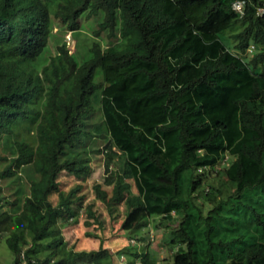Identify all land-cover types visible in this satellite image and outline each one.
<instances>
[{
    "label": "trees",
    "instance_id": "16d2710c",
    "mask_svg": "<svg viewBox=\"0 0 264 264\" xmlns=\"http://www.w3.org/2000/svg\"><path fill=\"white\" fill-rule=\"evenodd\" d=\"M232 1L0 0V145L7 135L15 147L0 153V264H117L128 251L158 264L135 246L157 218L168 222L163 264H264V0H244L242 16ZM55 30L71 31L73 51L50 48ZM105 30L118 39L103 46ZM95 134L105 177L92 188L124 206L134 245L123 252L74 249L62 233L79 220L91 169L80 146ZM65 172L79 181L61 187ZM20 175L28 193L12 211L18 197L3 186Z\"/></svg>",
    "mask_w": 264,
    "mask_h": 264
},
{
    "label": "rangeland",
    "instance_id": "374dc122",
    "mask_svg": "<svg viewBox=\"0 0 264 264\" xmlns=\"http://www.w3.org/2000/svg\"><path fill=\"white\" fill-rule=\"evenodd\" d=\"M238 25H234L226 29L225 31L220 33L222 40L228 44L231 40L228 38V34L232 29H235ZM90 31V26L88 22H83L80 30L75 31L74 34L78 41L81 43V52L79 57L81 58V54L86 45L85 39H88ZM103 46L109 45L115 42L118 39V33L113 36L108 35V31H102L98 36ZM64 41V34L59 30L54 31V35L52 36L49 44L52 49L56 43ZM102 119L100 118V113L94 112L91 117V130L95 133L96 125L102 124ZM105 140L99 137L98 135L92 136L89 140L86 141L84 146H80V149L84 151L85 155L90 156V171L86 174H83L82 177L75 178L74 175L69 173H63L59 179L61 182V187L67 188L68 186L79 181L82 183V188L79 193H83L85 195V199L76 206L78 211H80V216L78 222H70L62 228V233L64 237L68 241V246L74 249H95L100 244L106 247H110L112 250L118 252H123L124 247L128 250L132 248L133 245L129 244L133 239L129 237L131 231L123 230L120 227V221L122 216L124 215L125 209L121 204H113L109 208H107L102 202L94 196V191L92 185L96 182H102L105 177V171L103 167V145ZM0 153L5 154L8 157L15 154V147L12 143V140L9 136L5 135L2 138V142L0 145ZM7 162V159H0V169ZM116 163L113 165V169H116ZM79 179V180H77ZM7 178L1 179V183L4 184ZM131 181V179H128ZM131 191H134V187L131 186ZM3 192L9 199H14L18 197V203L15 206H12V211H16L20 208V201L22 200V196L25 193H28V182L26 179L20 175L18 182L13 184H4ZM52 199L55 198V194H52ZM88 204L92 205V211L94 213V217H89L85 206ZM84 220L89 221V224L85 223ZM157 224L154 225V224ZM164 224H168L167 221H162L159 218L155 219L148 224L147 228L143 229L139 227L136 229V239L143 237L141 240L139 239L138 243L135 246L146 245L154 258H156L158 264H163L162 257L165 255L168 256L166 248L164 245H161L164 239L167 236L166 228ZM135 239V238H134ZM139 244V245H138ZM162 246V247H161ZM7 252V247L5 244L0 243V262L3 263L5 260L3 259V255ZM117 252V253H118ZM130 251L123 252L117 260V264H133V257L131 258ZM73 264H94L89 260H78ZM101 264H114L111 260L102 261Z\"/></svg>",
    "mask_w": 264,
    "mask_h": 264
},
{
    "label": "built area",
    "instance_id": "2783aa9c",
    "mask_svg": "<svg viewBox=\"0 0 264 264\" xmlns=\"http://www.w3.org/2000/svg\"><path fill=\"white\" fill-rule=\"evenodd\" d=\"M231 8L237 12L239 14V16H242L243 12H244V0H233L231 2ZM264 11V3L262 5H258L256 12L258 14H261ZM67 38V43H69L72 46V40L69 36V34L66 35ZM251 47H253L251 45Z\"/></svg>",
    "mask_w": 264,
    "mask_h": 264
},
{
    "label": "clouds",
    "instance_id": "9594fccd",
    "mask_svg": "<svg viewBox=\"0 0 264 264\" xmlns=\"http://www.w3.org/2000/svg\"><path fill=\"white\" fill-rule=\"evenodd\" d=\"M69 34L71 40H72V46L67 43V38H66V35ZM64 42H65V45L66 47L68 48L69 51H73L74 48H75V39L73 38L72 34H71V31L70 30H67L64 32ZM253 46V45H252ZM253 47H249V50H251Z\"/></svg>",
    "mask_w": 264,
    "mask_h": 264
}]
</instances>
